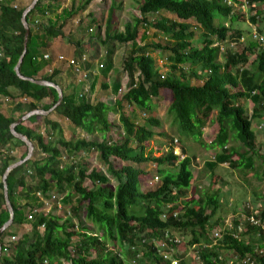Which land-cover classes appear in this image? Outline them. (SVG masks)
<instances>
[{"label": "trees", "instance_id": "trees-1", "mask_svg": "<svg viewBox=\"0 0 264 264\" xmlns=\"http://www.w3.org/2000/svg\"><path fill=\"white\" fill-rule=\"evenodd\" d=\"M90 1L63 8L55 21L48 17L53 4L49 0L37 1L27 14L29 36L20 65L23 75L61 86L59 73L65 60L56 58L49 41L66 37L65 28L76 10L85 8ZM243 5L256 32L264 35V0H141L140 15L125 23L123 30L115 31L111 29L113 7L110 8L103 43L119 42L131 47L123 58L128 76L126 87L114 84L111 89L102 77L99 89L104 94L115 93L111 106L103 101L86 100L77 94L75 86L69 91L63 89L62 101L54 113L87 134L99 132L104 136L115 126L108 119L109 111L114 110L119 116L118 126L122 127L121 138L115 142L105 138L68 139L58 121L41 114L31 115L16 125V131L31 140L34 150L43 155L19 165L6 179L14 215L11 225L0 234V264H169L152 242L164 238L166 231L171 236L190 234L188 239L171 244L177 248L172 256L179 259V264H264V229L247 220L254 213L264 223V196L256 207L248 202L243 206V221L233 219L231 227L223 222L220 236L214 239V226L221 225L212 221L219 208L218 192L206 194L205 198L182 199L193 179V156L186 154L184 148L182 155L175 154L172 141L160 155L145 150L154 135L151 127L160 125L159 118L151 114L152 98H162L169 100L167 111L173 115L180 133L215 150L213 159L204 163L210 171L221 164L253 170L257 158L264 164V152L260 151L255 133L262 129V124L252 123L264 118V42L252 35L246 42H238L242 33L233 25L242 13L237 7ZM25 7L13 5L12 0L0 1V96H9L13 104L7 109L0 107V226L9 216L3 195V172L27 152L25 149L19 155L15 153L25 143L12 135L9 126L26 112L36 108L47 110L57 100L53 87L20 79L14 71L23 50L21 15ZM163 11L176 18L163 16ZM35 16L40 20L34 19ZM189 20L202 30L198 45H193L195 31ZM227 20L230 24H226ZM141 23L156 28L166 36V41L138 45ZM227 37L236 46L225 49L221 59L220 47L214 42H223ZM150 50L167 53L166 73L158 71ZM253 54L255 59L250 61ZM249 103L251 115L246 111ZM125 104L132 107V112L136 108L147 113L145 123H135L124 112ZM213 111L218 131L207 143L202 129ZM41 124L49 130L50 139L41 134ZM230 140L238 141L239 149L229 146ZM64 151L68 159L79 153L97 152L116 184L95 169L87 173V168L74 159L63 163ZM114 158L120 162L155 164L156 175L150 177L148 188H141L142 169L130 164L113 167ZM86 178L96 185L95 189L84 186ZM65 188L70 189L64 200L69 201L71 195L77 197L72 213L77 216L80 204H84L85 217L100 234L72 230L71 222H60L58 215L41 211L37 193L47 196L52 189L63 192ZM33 209L38 211L29 219ZM174 212L177 216H173ZM238 225L242 230H238ZM8 235L12 239L5 243L3 238ZM108 243L117 248L112 250ZM187 249L195 250V255L187 256ZM246 257L250 261L243 263Z\"/></svg>", "mask_w": 264, "mask_h": 264}, {"label": "rangeland", "instance_id": "rangeland-1", "mask_svg": "<svg viewBox=\"0 0 264 264\" xmlns=\"http://www.w3.org/2000/svg\"><path fill=\"white\" fill-rule=\"evenodd\" d=\"M3 1V0H2ZM53 4V10L49 11L48 17H51V21H55L57 14L61 13L63 8H70V5L77 7L81 5L84 0H49ZM31 0H12V4L21 7L27 6ZM141 0H91L89 4L85 6V8L76 10L73 17L70 20V23L67 24L65 28V35L68 36L66 42L71 45V48H76V57H80V51L87 52L86 57L89 61L82 63L80 66V72H78V76L82 79V82L85 86L87 83L92 80L91 83V91L95 87V92L91 91L88 94V99L90 102L104 101L108 105L113 104V96L108 97L102 90L98 87V77L103 76V78L110 81V84L117 83L121 88L124 89L126 87V83L128 79H126V74L123 69V58L126 55V52L131 48L129 44L119 43V42H105L104 40V31L106 22L109 16L110 8L113 7L112 19H111V29L115 30H123L124 24L131 21L134 16H139V4ZM245 6H238L237 9L241 10L236 22H234V28L240 29L242 36L237 39L239 43H244L251 38V35L256 32L255 25H252L248 18V12L245 9ZM163 16L175 19L176 16L171 14L170 12L163 11L161 13ZM47 17V18H48ZM149 19L152 18L151 15H148ZM47 18H43L46 20ZM34 19H39L38 16H35ZM190 21V20H189ZM39 22V21H38ZM71 23L73 24V28L71 27ZM193 24L192 29L195 31L193 45H198L199 36L201 33V28L194 21H190ZM226 24H230L227 20ZM37 25V24H36ZM36 28V26H35ZM257 33V32H256ZM166 36L158 31L156 28L151 27L148 24L141 23L138 27V36L136 42L138 45H142L144 43H149L152 41H166ZM74 40V42H72ZM79 45H76V41ZM234 40V37L232 38ZM215 45H219V58H223L222 55L225 49H231L236 46L235 43L231 42V39L227 37V39L223 42L215 41ZM235 45V46H234ZM243 46V44H242ZM78 54V56H77ZM150 54L156 59V65L158 67V71L160 73H166L169 61L167 59V53H159V51L150 50ZM255 59V55H251L250 61ZM97 60V61H96ZM110 60V63L107 61ZM101 65V67H100ZM87 70V71H86ZM67 77L70 79H74L76 77V72L68 70ZM101 74V75H99ZM97 79L95 81V77ZM77 78V77H76ZM64 82L65 79L63 78ZM125 85H121L125 82ZM60 82L62 80L60 79ZM201 82V81H199ZM63 83V82H62ZM63 85V84H62ZM99 92V94H98ZM111 95L115 93H110ZM109 94V95H110ZM152 103L154 104L153 111L151 114L156 115L160 120L159 126H152L151 129L154 131V135L147 141L146 143V151H151L154 155H160L164 153L169 145H171L175 154L182 155V148L185 149L186 154L193 156V179L191 181L190 187L187 189L185 194L182 196V199H197L198 197L205 198L206 194L218 192L219 194V208L216 211L212 221H218L221 225L216 224L214 226L215 229H219L222 227V223L231 222L233 219H237L239 221H243L245 218L244 207L248 202L250 205L256 207L258 206L257 202H261L262 197L264 196V164L260 162V159L254 160V169L249 170L245 168H232L227 164L218 165L213 171L207 169L204 165L205 161L212 160L215 154L214 149H207V147L202 146L199 142L195 141L190 136H185L184 134L178 131V124L174 121L173 115L167 111L169 100L162 98H152ZM13 104L11 102H2L0 103V107L2 109L11 108ZM132 108V107H131ZM130 106L125 104L124 112L131 116L132 120L142 125L145 123V117L148 116L147 113L143 112L140 109L134 108L133 112L131 111ZM246 111L248 115H251L252 112V103L247 105ZM48 116L51 119L59 121L62 125V129L64 132V136L68 139H74L78 137H84L86 139H94V140H102L103 138L107 139L110 142H115L121 138L122 127L118 126L120 124L118 119V113L114 110H110L108 113V119L115 126L110 129L103 136L102 134H87L79 128H75L71 125V123L60 117L59 115L54 113V110L51 111ZM254 120L253 124H262V129L260 131H256L255 126H252L253 131H256V139L259 144V148L261 152H264V118L260 122H256ZM45 129L42 130V135L46 139L47 132L49 131ZM203 131V139L209 143L216 132L218 131V123L216 121V112L213 111L208 119L205 122V126L202 129ZM52 138V137H51ZM229 146H236L238 149L240 146L238 141L230 140ZM35 148V147H34ZM27 149L25 146H20L17 148L16 154L19 155ZM242 149V148H241ZM35 152V153H34ZM34 155L32 154L31 158L35 156V158L41 157L43 154L39 151L33 150ZM62 161L63 163H68L69 160H75L77 163H82L87 168V173H89L92 169H95L99 172L107 174L109 176V180L112 184H116V179L112 177L111 173L107 169L106 164L102 163L101 159L98 156L97 152H89V153H79L75 154L72 159H68L65 151L62 153ZM236 158V157H235ZM113 167H118L120 164H130L133 167L140 168L144 171L142 174L140 182L141 188L144 190L148 188L150 177H154L156 175V165L151 162H142V163H134L131 161L120 162L115 158L112 159ZM28 180H31L29 177ZM84 186L89 189H95L96 185L91 183L89 179H85ZM70 188H65L63 192H58L55 189H52L49 194H55V201L50 202V209L48 211L44 210V212H51L60 217V222L69 221L73 224L72 230H87L93 234H100V230L96 228L91 221H89L85 217L84 212V204H80L78 214L72 213L71 208L77 205V197L75 195H71L68 200L65 199V195L69 193ZM57 202L60 203L61 207L58 206ZM42 206V204H40ZM208 212V209H207ZM238 216V217H236ZM69 225V224H68ZM213 228V229H214ZM211 234V231H210ZM189 232H182L178 236L182 239H188ZM15 238H18L16 235ZM12 237L10 235L3 238L5 243H8ZM108 246L115 250L117 248L116 245L112 243H108ZM191 250H186V255L189 256L191 254ZM128 260V259H127ZM129 261V260H128Z\"/></svg>", "mask_w": 264, "mask_h": 264}, {"label": "water", "instance_id": "water-1", "mask_svg": "<svg viewBox=\"0 0 264 264\" xmlns=\"http://www.w3.org/2000/svg\"><path fill=\"white\" fill-rule=\"evenodd\" d=\"M37 1L38 0H31V2L24 8L22 15H21V23H22V26L24 28L23 50H22V53L19 56L15 66H14V71L20 79L27 80V81H30L32 83L38 84V85L53 87L57 92V100H56L55 104L47 110L36 108V109H32V110L26 112L25 114H23L22 116L17 118L14 122H12L9 126L10 132L12 133V135H14L16 138L20 139L21 141H23L25 143V145L27 147V152L23 158L9 164L6 167V169L4 170L3 175H2L4 202H5V206L7 208L9 216H8V219L0 226V234L11 225V223L13 221V215H14L13 206L9 200V197H8V187H7L6 179L9 175V173L13 169H15L16 167H18L19 165L23 164L24 162H26L27 160H29L31 158V156L33 154V150H34L33 142L31 140H29L24 134L17 132L15 127H16V125L20 124L22 121L29 118L31 115H35V114L36 115L37 114L48 115L51 111H53L61 103L62 98H63L62 88L58 84L51 82V81H48V80H44V79H36L34 77H27L20 72V65H21V62L23 60V56L26 52L27 41H28V36H29V23L27 21V14L34 8ZM1 250H2V244L0 242V256H1Z\"/></svg>", "mask_w": 264, "mask_h": 264}, {"label": "built area", "instance_id": "built-area-1", "mask_svg": "<svg viewBox=\"0 0 264 264\" xmlns=\"http://www.w3.org/2000/svg\"><path fill=\"white\" fill-rule=\"evenodd\" d=\"M2 1V0H0ZM245 6V5H243ZM264 8V7H263ZM35 22H37V20H35ZM254 39H259V41L261 42H264V35H259L258 33H254L253 36H252ZM45 58H48V54H45L44 55ZM62 56H58V58H61ZM63 58V57H62ZM61 58V59H62ZM87 60V57L85 54H81V56L79 57V61L80 62H83V61H86ZM71 64L73 65H77L79 62L71 59L69 61ZM121 91V88H119V92ZM23 100H26V98H23ZM6 103V102H12V99L9 97V96H0V103ZM42 133V131H41ZM157 178H155L156 180ZM37 196H38V199L39 201L41 202L42 206L40 207L41 211L44 212V210L48 211L50 209V202L51 201H55L57 198H56V195L55 194H48L47 196H50V198H48L47 196H44L40 193H37ZM58 206L61 207L60 203L57 202ZM38 210L37 209H33V212L30 213L28 215V218L30 219L32 217V214H34L35 212H37ZM173 216H177V212H174L173 213ZM163 217H165V214H163ZM247 220L252 224V225H255V226H261V228L264 229V223H261V220L259 217H257L254 213H251ZM227 226L226 227H231L232 226V223L231 222H226L225 223ZM238 230H242V226L241 225H238ZM220 236V229H214L212 231V237L214 239L218 238ZM182 238L178 236V234H173V236L170 235V232L166 231L165 233V236L164 238L162 239H153L152 242L155 244V246L157 247V250L160 254H162V256L164 257V259L168 260L169 261V264H179V259L178 258H175L172 256V254L174 252H177V248L173 247L171 244L174 243V242H179ZM193 246V245H192ZM194 247V246H193ZM195 248V247H194ZM193 253L191 252V255H195V250H192ZM250 261V258L249 257H246L245 259H242V262L243 263H247ZM66 264V263H65Z\"/></svg>", "mask_w": 264, "mask_h": 264}, {"label": "crops", "instance_id": "crops-1", "mask_svg": "<svg viewBox=\"0 0 264 264\" xmlns=\"http://www.w3.org/2000/svg\"><path fill=\"white\" fill-rule=\"evenodd\" d=\"M65 38H68V36H66L64 38H61V39L60 38H53L51 41H49L52 49L57 53L56 58L58 60H60L63 57V59L65 60V63H63V65H62L61 72L59 73V81L61 79L63 83L60 82L61 83V86L60 85L59 86L62 88V91H63V89L66 90V91H69L72 88V86H75L77 94L79 96H81V97H84L87 100L88 99V94L91 91V83L90 82L92 80L90 79V82H88V80L86 82V79L87 78H85V81L84 82L87 83V85L85 86L84 83L81 85L80 82H82V79L78 76V72H80V66H81V64L82 63H85L86 61L88 62L89 59H87L86 61L80 62L79 61V57L77 58L76 55H75L76 48L74 49V53H73V49L71 48V45L72 44L67 43ZM72 42H74V40H72ZM72 47H73V45H72ZM85 53L87 54V52H82V54H85ZM80 55H81V51H80ZM58 56H62V57L61 58H58ZM77 56H78V54H77ZM56 58H54V59L56 60ZM71 59H73V60H75V61H77L79 63L77 65H73V64H71L69 62ZM100 67H101V65H100ZM68 70H70L71 72L72 71L73 72L75 71L76 74H74V75H76L77 78L75 77L74 79L72 78V79L69 80V78L67 77V73H66ZM125 74H126V79H128V76H127V72L126 71H125ZM99 75H101V74H99ZM97 76L98 75H96V77H95V81L97 79ZM103 76H105V75L102 74V76H99L98 77V82H99V79H101ZM63 78L65 79V82H64ZM106 82L108 84V87H110L112 89L113 86L110 84V81L106 79ZM125 83H126V81L123 82L121 85H125ZM115 84H117V83H115ZM98 87H99V83H98ZM91 92L92 93L95 92V87H94V89ZM98 94H99V92H98ZM106 95L108 97L113 96L114 97L113 98V103H114V101H115V94H113V95L106 94ZM40 127H41L40 130H43L44 129V125L43 124H41Z\"/></svg>", "mask_w": 264, "mask_h": 264}]
</instances>
